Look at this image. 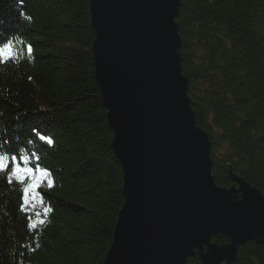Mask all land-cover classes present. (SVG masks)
I'll use <instances>...</instances> for the list:
<instances>
[{"label":"trees","instance_id":"obj_1","mask_svg":"<svg viewBox=\"0 0 264 264\" xmlns=\"http://www.w3.org/2000/svg\"><path fill=\"white\" fill-rule=\"evenodd\" d=\"M176 24L215 184L231 187L232 171L264 196V0H181ZM8 40L16 59L0 63V150L34 153L53 184L26 202L0 177V264H103L123 174L94 78L89 1L0 0V44ZM234 264H264V243L239 246Z\"/></svg>","mask_w":264,"mask_h":264},{"label":"water","instance_id":"obj_2","mask_svg":"<svg viewBox=\"0 0 264 264\" xmlns=\"http://www.w3.org/2000/svg\"><path fill=\"white\" fill-rule=\"evenodd\" d=\"M88 1L94 78L123 174L103 264L236 263L239 246L264 243V196L232 171L231 187L215 184L181 70V0Z\"/></svg>","mask_w":264,"mask_h":264},{"label":"snow or ice","instance_id":"obj_3","mask_svg":"<svg viewBox=\"0 0 264 264\" xmlns=\"http://www.w3.org/2000/svg\"><path fill=\"white\" fill-rule=\"evenodd\" d=\"M29 55L32 54L31 45H26ZM16 59V50L14 48L12 40H8L0 44V63H6ZM39 139L45 141L49 145L53 143L50 137L39 135ZM35 157V154L31 155H9L3 150H0V177L6 178L11 184L15 181L20 185L23 193L22 199L26 202L35 200L39 193L36 190L45 182L49 187L52 186L53 181L50 178L51 174L48 169L41 167L38 163L33 167L31 160ZM38 159V157H35ZM27 181V182H26ZM35 193V195H33ZM40 202L43 203L42 197ZM45 214L50 209L45 208ZM41 223L43 221H40ZM35 227V225H33Z\"/></svg>","mask_w":264,"mask_h":264}]
</instances>
